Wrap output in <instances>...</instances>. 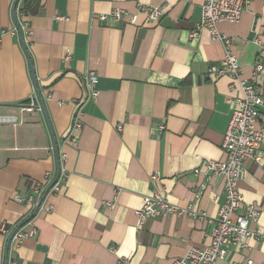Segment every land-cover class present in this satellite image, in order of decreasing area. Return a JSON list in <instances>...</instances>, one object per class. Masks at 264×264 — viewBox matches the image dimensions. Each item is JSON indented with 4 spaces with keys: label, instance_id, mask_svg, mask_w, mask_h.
<instances>
[{
    "label": "crops",
    "instance_id": "1",
    "mask_svg": "<svg viewBox=\"0 0 264 264\" xmlns=\"http://www.w3.org/2000/svg\"><path fill=\"white\" fill-rule=\"evenodd\" d=\"M38 1L39 10L23 19L25 50L15 30L16 0H0V264H117L122 258L171 264L190 246H207L208 219L225 200L226 179L203 164L225 158L222 144L238 93L230 89L231 78L208 71L221 63L225 46L206 29L192 36L204 0ZM144 6H161L160 21H150ZM114 8L137 13L136 24L99 17ZM218 27L250 79L254 39L264 42V1L252 0L238 22ZM29 60L50 126L43 110H21L36 88ZM87 70L98 76L96 97L81 81ZM258 83L264 93L263 78ZM78 105L83 127L71 143L66 135ZM260 155V161H245L238 187L244 203L261 211L254 226L264 228V143ZM58 165L61 189L48 196L54 209L39 210L31 220L35 235L7 250L1 226L33 213L14 196L47 185V172L55 180ZM156 190L200 215L139 224L142 197ZM248 245L230 248L217 264H264V240L251 237Z\"/></svg>",
    "mask_w": 264,
    "mask_h": 264
},
{
    "label": "built area",
    "instance_id": "2",
    "mask_svg": "<svg viewBox=\"0 0 264 264\" xmlns=\"http://www.w3.org/2000/svg\"><path fill=\"white\" fill-rule=\"evenodd\" d=\"M252 0H204L202 5V20L197 24L192 36L198 37L201 30L206 29L211 36L225 46V56L219 65L211 66L209 73L215 77L228 76L231 78L230 89L237 92L231 100L232 113L228 127L224 134L222 148L225 153L223 160H210L205 162L204 169L212 175H223L226 179L225 200L220 205L218 215L209 218L210 229L208 235L210 243L205 247L190 246L186 254L172 262L171 264H217L224 259L230 248H248V239L251 237L264 240V228L258 225L261 211L255 204L244 203L243 196L239 190V181L245 175L244 163L246 160H261L260 149L264 143V125L259 124L261 111L264 109V93L258 83L259 78L264 80V42L255 38L254 42L258 46V53L253 66V75L250 79L243 77V69L237 56L232 52V40L230 36L223 33L218 25L220 22L236 23L241 19L242 13ZM264 1V0H263ZM147 13L150 21L158 22L164 14L161 6H144L141 9ZM28 13L24 8H16L17 27L15 30L25 29L27 23L24 18ZM102 20L112 17L117 22L127 21L136 24L137 13L114 8L108 14H100ZM22 21V22H21ZM70 54H68L69 57ZM81 81L88 94L96 97L99 94L97 89L98 76L95 71L87 70L82 75ZM22 112L42 110L36 88L27 103L21 106ZM82 109L78 105L75 111L72 125L66 140L76 143L79 140L80 132L83 127ZM164 127L162 126L161 129ZM122 131L123 124L117 127ZM65 157V154L64 156ZM197 172L199 170H196ZM48 184H34V193L22 196L16 194L15 201L27 204L34 212L40 203L43 194L50 186V190L42 200L39 210L52 212L54 204L49 201V193L59 192L61 186L59 179L54 183L53 172H47ZM152 179H157L156 174H152ZM204 186L196 192L195 196L200 197ZM38 210V211H39ZM192 214L199 216L197 212L191 210L190 206L182 207L170 202L161 192L153 191L144 194L141 207L136 211L138 223L142 224L149 217H167L171 215ZM236 214V217H234ZM21 224V223H19ZM19 224H3L1 230L8 242L12 232ZM35 226L31 221L20 227L11 237L10 243L19 245L23 239L34 236ZM117 264H132L128 258L120 259ZM247 264H253L248 260Z\"/></svg>",
    "mask_w": 264,
    "mask_h": 264
},
{
    "label": "water",
    "instance_id": "3",
    "mask_svg": "<svg viewBox=\"0 0 264 264\" xmlns=\"http://www.w3.org/2000/svg\"><path fill=\"white\" fill-rule=\"evenodd\" d=\"M18 1L19 0H16V3H15V6H14V16H15V19H16V8H17V4H18ZM17 21V20H16ZM19 33H20V36H21V43H22V46L24 47V49L26 50V46H25V42H24V38H23V32L21 30H19ZM30 61V69H31V74H32V77H33V80H34V83H35V87H36V90H37V94L39 96V101H40V104H41V107H42V110L43 112L45 113L46 115V118L48 120V124L50 126V122H49V119H48V116H47V112H46V108H45V104H44V101H43V98H42V94L38 88V84H37V77H36V74H35V69H34V66H33V63ZM56 156H57V159H58V162H59V151H58V148L56 147ZM60 174H61V168H60V165H58V169H57V177L54 181L57 182L59 177H60ZM52 185H50L45 193L43 194L42 196V199L40 201V203L42 202V200L45 198V196L47 195V193L49 192L50 188H51ZM40 203L37 205V207L35 208L34 212L31 214V216L29 218H27L24 222H22L21 224H19V226L12 232V234L10 235V238L8 239V242H7V250H8V247H9V243H10V240H11V237L13 236V234L16 232V230H18L20 227H22L23 225H25L27 222L31 221L37 214L38 210H39V206H40Z\"/></svg>",
    "mask_w": 264,
    "mask_h": 264
},
{
    "label": "trees",
    "instance_id": "4",
    "mask_svg": "<svg viewBox=\"0 0 264 264\" xmlns=\"http://www.w3.org/2000/svg\"><path fill=\"white\" fill-rule=\"evenodd\" d=\"M23 8L27 13H36L39 10V1L25 0Z\"/></svg>",
    "mask_w": 264,
    "mask_h": 264
}]
</instances>
